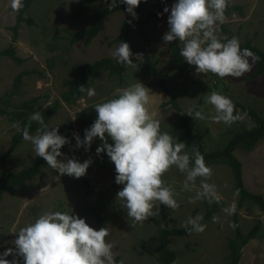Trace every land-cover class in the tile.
I'll use <instances>...</instances> for the list:
<instances>
[{
	"label": "rangeland",
	"instance_id": "rangeland-1",
	"mask_svg": "<svg viewBox=\"0 0 264 264\" xmlns=\"http://www.w3.org/2000/svg\"><path fill=\"white\" fill-rule=\"evenodd\" d=\"M175 2L177 0H148L138 17V25L129 29L135 67L127 69L123 80L103 72L86 86L96 90L95 97L89 98L83 93L75 104H69L64 94L68 91L66 81L72 78L73 68L103 58H114L112 53L119 46L114 40L121 31L125 12L110 15L99 35L89 44L82 40L72 45L71 35L88 29L93 15L108 7L111 0L108 3L105 0H36L27 14L33 24L23 23L18 40L13 42L11 27L16 24L18 13L12 11L10 0H0V51L13 45L17 56L23 60L16 63L9 57H0V99L8 98L9 111H15L26 101L37 99L35 112L40 113L53 108L58 102L49 127H58L59 134L70 141L60 151L81 163L88 159L92 161L86 175L77 179L60 175L44 160L34 179L16 187L14 195L4 194L0 203V254L8 248L14 249L13 242L19 230L47 210L72 213L85 219L96 230L107 227L110 235L106 240L114 245L116 264L120 260H124L125 264H156L159 254L156 222L166 221L171 227L183 228L189 217L197 214L204 217L208 210H212L214 214L203 233L192 232L169 239V247L178 254L174 264H230L228 243L235 237L237 227L243 235H247L259 222L260 231L242 248L239 264H264V209L250 199L240 205L237 183L228 164L219 162L209 165L213 174L207 182L216 185L222 198L219 203L212 204L207 200L189 203V199L196 194L195 190L184 191L185 174L175 167L171 168L163 179L179 193L176 197L179 209L172 211L165 207L163 210L161 205L158 217L148 218L132 227L131 218L127 216L122 202L117 200V193L123 186L115 182V165L106 152L99 156L96 154L97 147L102 143L100 139L95 138L88 151L75 147L73 133H78L83 139L85 130L97 119L94 104L117 98L118 89L137 82L145 85L152 94L148 107L154 118L159 120L161 131L169 132L179 142L186 141L179 125L181 113L173 108L171 97L162 89V83L168 87L182 111L187 112L193 105L203 110L206 119L192 118L190 127L208 152L223 149L243 128L257 127V121L248 114L242 120L243 125L238 121L231 125L213 122L211 116L215 115V109L206 100L211 92L216 91L229 97L237 106V111L243 113V108H247L263 116L264 74L250 80L257 70L256 63L251 72L240 78L221 79L211 73L198 74L196 67L186 61L185 69L181 70L174 61L169 43L162 39L169 30L167 20L170 14V11L164 13L163 10L165 7L170 10ZM229 4L232 8L226 12L227 21L218 26V37L223 42V37L231 39L235 36L240 43L264 51V0H229ZM158 13L162 15L158 16ZM137 53L143 54L142 61L135 59ZM21 73H25L21 87L16 95L10 96L15 79ZM12 125L7 116H0V156L10 149L14 134L19 131ZM108 142L113 143L110 138ZM233 155L241 163L246 190L253 195H261L264 202V138L251 151L238 148ZM36 158L31 142L23 140L8 160V171L18 173L28 169L35 164ZM200 182L201 178H197V188ZM233 203L236 205L235 214H226L223 209ZM163 212L168 215L166 219ZM214 216L219 218L217 222H213ZM230 224L236 227L232 228ZM7 259H17L23 264L22 257L8 256Z\"/></svg>",
	"mask_w": 264,
	"mask_h": 264
},
{
	"label": "clouds",
	"instance_id": "clouds-1",
	"mask_svg": "<svg viewBox=\"0 0 264 264\" xmlns=\"http://www.w3.org/2000/svg\"><path fill=\"white\" fill-rule=\"evenodd\" d=\"M119 3L126 5V11L136 18L135 9L141 0H119ZM10 7L18 13L24 7V0H10ZM116 7L117 0H111L108 9ZM228 7L229 0H177L170 10L168 7L163 10L164 13L170 11L167 20L169 30L163 35V41L181 42L180 56L189 65L195 66L198 74L211 73L221 79L240 78L251 72L259 60L251 50L241 49L238 37H223V42L218 37V26L228 19ZM133 55L126 42H120L112 53L118 63L129 67L136 65L131 59ZM135 59L142 61L143 54H135ZM78 90L89 98L97 95L90 86L85 88L81 85ZM117 91V98L94 104L97 119L85 130L84 138L81 139L78 133H73V137L75 147H83L85 151L90 149L95 138L102 142L96 154L99 156L106 152L115 165V182L123 186L117 193V200L126 209L132 227L150 217H158L161 205L172 211L179 209L176 199L179 193L163 179L173 167L185 174L183 190H195L196 194L189 199V203L204 200L209 204L219 203L222 198L216 185L207 182L213 174L212 168L206 165L195 146L189 153L184 142H179L169 132L161 131L159 120L149 111L150 90L137 82ZM206 102L215 109V115L211 116L215 123L231 125L247 116L246 112L235 110L229 97L216 91L211 92ZM196 109V105L190 107L187 116L194 120L206 119L203 110ZM33 121L39 125L35 135L29 133ZM12 127L21 130L19 122ZM21 131L23 139L33 145L35 155L43 158L49 168L60 175L77 179L86 175L91 159L81 163L74 157L64 156L60 150L70 141L59 134L58 127L50 128L40 112L31 114L28 124ZM109 138L112 144H109ZM197 178H201L199 188ZM223 211L228 215L235 214V203ZM218 219L214 216L213 222ZM202 220L203 216L197 214L189 217L182 227L189 233H203L207 225L202 224ZM229 226L236 227L235 224ZM109 235L107 227L96 230L85 219L72 213L46 210L33 223L19 230L13 242L15 248H8L0 254V264H20L17 259L9 261L8 256L22 257L23 264H116L114 245L106 240ZM119 264H125L124 260H120Z\"/></svg>",
	"mask_w": 264,
	"mask_h": 264
},
{
	"label": "trees",
	"instance_id": "trees-1",
	"mask_svg": "<svg viewBox=\"0 0 264 264\" xmlns=\"http://www.w3.org/2000/svg\"><path fill=\"white\" fill-rule=\"evenodd\" d=\"M36 0H24V7L18 12V16L16 19V24L11 27L13 32V42H16L19 37V29L23 23H27L32 25L33 20L27 14L32 6V4ZM148 0H141V3L138 8L135 9L136 18H133L127 11V6L124 4H120L119 0L117 1V7L111 10L108 7L98 11L93 15V22L88 29L79 31L77 33H73L70 38V44L78 43L79 41L84 40L86 43H90L96 38L100 31L102 30L103 23L105 20L112 14L120 11L125 12V20L123 21L121 31L118 37L114 40L115 43L126 42L129 44L132 53L134 54V49L129 42V29L131 26L138 25V17L141 14L142 10L147 5ZM232 7L229 4V7L226 12H228ZM131 21V23H129ZM241 49H249L256 56L259 57V60L256 61L257 70L254 74L250 76V80L255 79L262 74H264V51L259 50L256 47L251 46L250 44L240 43ZM169 48L171 50L174 61L180 66L181 70H184L186 67V63L183 57L180 56V42L174 41L169 43ZM6 56L14 60L16 63H22L23 60L17 56L15 47L11 45L7 49L0 51V57ZM134 56V55H133ZM133 61V57L131 58ZM129 66L122 65L117 62L115 58H103L99 61H96L92 64H85L80 66H75L73 68V76L71 79L66 81V85L68 87V91L64 94L65 101L69 104H75V102L82 97L83 93L78 90V87L83 85L85 88L89 82L97 78L103 72H109L111 76H117L121 80L124 79V75ZM25 73H21L15 79V85L13 92L10 93V96H14L17 94L18 90L22 84V77ZM164 92L171 97L170 103L173 105V108L178 112L182 113L180 116V129L183 135L186 138V151L191 153L192 147L195 146L200 153L203 155L205 163L207 166L210 164H217L219 162H224L229 165V167L233 170L234 177L237 183V190L240 194V205L243 204L244 201L250 199L260 204V206L264 209V202L262 196H256L249 193L243 181V172L241 163L235 158L233 152L238 148H243L246 150H252L257 143L264 138V115L260 116L254 111H251L247 108H243L242 112H246L253 119H255L258 123L257 127L252 129L243 128L242 132H238L223 149H218L215 151L208 152L206 151L203 143L194 133V131L190 127V120L192 117L187 116V112H184L179 107L175 98L171 95L168 87L165 83L161 84ZM37 99H32L30 101L24 102L20 107H18L15 111H9V101L8 98L0 99V116H7L11 123H20V129L22 130L25 125L28 124V118L31 114H34L36 111ZM235 105V104H234ZM58 107V102L53 108H47L41 115L44 118L45 123L49 126L50 119L55 115ZM198 110V107L197 109ZM235 110L237 111V106L235 105ZM235 114V112H234ZM243 125V121H238ZM39 125L33 121L31 127L29 129V133L33 134L36 132V129ZM19 130L12 139V144L10 149L2 156H0L2 175L0 177V203L3 199L5 193L14 195L15 188L22 185L23 183L30 181L36 177L39 173L40 168L43 164L44 159L41 157L36 158L35 164L25 170H22L18 173H12L8 171L7 163L14 150L19 146V144L24 140L22 136V131ZM163 206V205H162ZM165 206H163L164 210ZM214 212L212 210H208L207 214L203 217L201 221L202 224H206L209 219L213 216ZM167 213L163 212V217L167 218ZM151 218V217H150ZM158 227V238H159V254L156 257V264H174L178 260V254L176 251L172 250L169 247V239L171 237H181L187 235L189 232L184 228L171 227L164 222H156ZM261 223L259 222L247 235H243L237 227L235 237L229 240L230 247V264H239L242 256V248L248 244L249 241L256 238L257 234L260 231Z\"/></svg>",
	"mask_w": 264,
	"mask_h": 264
}]
</instances>
